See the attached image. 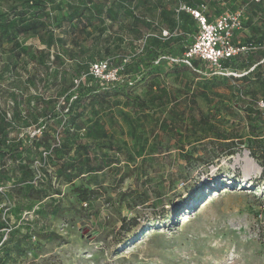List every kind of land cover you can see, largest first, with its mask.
<instances>
[{
    "label": "rangeland",
    "instance_id": "374dc122",
    "mask_svg": "<svg viewBox=\"0 0 264 264\" xmlns=\"http://www.w3.org/2000/svg\"><path fill=\"white\" fill-rule=\"evenodd\" d=\"M190 1L243 9L239 76L181 61ZM224 1L0 0V264H264V0Z\"/></svg>",
    "mask_w": 264,
    "mask_h": 264
},
{
    "label": "built area",
    "instance_id": "2783aa9c",
    "mask_svg": "<svg viewBox=\"0 0 264 264\" xmlns=\"http://www.w3.org/2000/svg\"><path fill=\"white\" fill-rule=\"evenodd\" d=\"M181 9L191 12L198 22V31L193 34V41L185 45L181 61L192 67V60L198 58L207 61L214 69V74L239 76L237 70H230L224 66L223 62L252 49L247 45H238L234 42L235 35L242 28L243 9L224 11L213 20H210L204 13L205 6H203V11L186 5L181 6ZM170 58L178 61L174 57ZM93 72L101 84L115 85V83L124 82L121 78V68L112 66L106 61L96 63L93 66ZM258 104L264 109V100H260Z\"/></svg>",
    "mask_w": 264,
    "mask_h": 264
},
{
    "label": "trees",
    "instance_id": "16d2710c",
    "mask_svg": "<svg viewBox=\"0 0 264 264\" xmlns=\"http://www.w3.org/2000/svg\"><path fill=\"white\" fill-rule=\"evenodd\" d=\"M89 1V0H88ZM228 1L229 0H225L222 4L224 5V6H226L227 5V3H228ZM231 1V3H232V1L233 0H230ZM207 4L206 3H204V2H202L200 5H198L197 7H192V2L190 1L189 2V5H187L188 7H190V8H192V9H197V10H202L203 11V6H205L206 7V9H207V6H206ZM233 5V4H232ZM225 10H228V9H225ZM225 10H222L219 14H221L222 12H224ZM179 12H181L182 13V16L184 17V18H186L187 20H192V19H195V17L193 16V14L191 13V12H189V11H186V10H182V11H179ZM204 13L206 14V16L208 17V15H207V12H206V10L204 11ZM218 14V15H219ZM69 21H70V23H71V28L73 29V32H75V38H74V40L77 42V40H78V38L81 36V35H83V34H86V27L91 23V20H90V18L89 17H87V16H85V14H84V12L82 11V12H79L78 10H73V12H71L70 14H69V19H68ZM197 20V19H196ZM21 23H20V25H19V29L20 30H18V31H21V27H25V26H29V27H32V28H34V27H36L37 26V24L34 22V21H29V22H25V20H24V18H23V16L22 15H20V20H19ZM32 25V26H31ZM74 25V26H73ZM197 28V30L196 31H198V26L196 27ZM195 32H193V34H194ZM193 41V38H189V39H187V44H190L191 42ZM234 42L236 43V44H238V45H246V44H240V43H238V42H236L235 41V38H234ZM185 45L186 44H184L183 45V47H182V55H183V52H184V50H185ZM176 53H174L173 55H175ZM243 54V53H242ZM242 54H240V55H238V56H236V57H232V58H228L227 60H225L223 63H224V66L225 67H227V68H229L230 70H232L233 71V69L234 70H237V71H239L242 67H243V65L241 64V62H242V60H241V58H242ZM154 62H156L155 61V59H153L151 62H149L150 64L149 65H151V64H153ZM201 64H203V65H205V64H207V65H209V66H211L207 61H202V60H200V59H198V58H194L193 60H192V68H195V69H199V70H201V71H205L206 70V68L203 66V67H201ZM211 71H210V73H211V75H213V76H215V77H227V76H225V75H220V74H214L213 72H214V69L211 67ZM209 73V74H210ZM213 73V74H212ZM230 77H233V75H230ZM129 84L127 83V82H125V83H123V81H121V82H119V83H117V87L119 86V88H121L120 89V91H121V93H122V95L126 98V99H128V100H131V101H134V102H137V103H142V101H141V99H140V97L139 96H137V95H134L133 93H132V87H129L128 86ZM75 96V98L76 99H81V98H90V97H92V98H95L96 97V93L95 92H93L92 90H87L86 92H83V94H82V90L80 91V92H78V93H76V94H74V95H71L70 97L71 98H73ZM69 110H70V108H69ZM81 112V111H80ZM80 112H76L77 114H76V119L77 120H75V122H72V124H70L69 125V127L67 128L69 131H71V130H74V127L76 126V129L78 128L77 127V125H78V119H79V117L81 116V113ZM79 129V128H78ZM223 139H226V138H223ZM63 143V142H62ZM64 144H66L65 142H64ZM57 145V147L58 148H56V152L58 151L59 152V150L61 149V148H64L62 145L63 144H56ZM69 149V148H68ZM68 149L67 150H64V152L63 153H67L66 151H68ZM16 153V152H15ZM234 152H233V150H229L228 151V154H233ZM57 157H61V154L60 153H58L57 155H56ZM64 155H62V157H63ZM75 163H77V164H75ZM78 164H79V162H73V161H70V162H64L63 160H61V166H62V168H63V170H62V172L63 173H65V174H67L68 172H70L71 173V171H75L76 169H78V170H83V168L82 167H80V166H78ZM88 171H91V169L89 170L88 169ZM76 191L78 192V194H79V196H80V198H81V200L82 201H87V200H89L90 199V195L92 194V190L91 189H89V188H83V187H77L76 188ZM125 221H126V219H125ZM137 220L136 219H134V220H132V226H135V225H137ZM1 264H4V263H1Z\"/></svg>",
    "mask_w": 264,
    "mask_h": 264
},
{
    "label": "bare ground",
    "instance_id": "6f19581e",
    "mask_svg": "<svg viewBox=\"0 0 264 264\" xmlns=\"http://www.w3.org/2000/svg\"><path fill=\"white\" fill-rule=\"evenodd\" d=\"M224 188H227V187H224ZM228 190V189H227ZM212 192H215V193H218L219 192V190H214V191H212ZM203 202V201H202ZM184 216H185V218L187 219L188 217H189V215H186V214H184ZM149 232H151V231H149ZM140 240V239H139ZM143 240V239H142ZM137 244V243H136ZM140 244V243H139ZM135 245V244H134ZM131 246V245H130ZM135 246H137V245H135ZM134 246V247H135Z\"/></svg>",
    "mask_w": 264,
    "mask_h": 264
}]
</instances>
